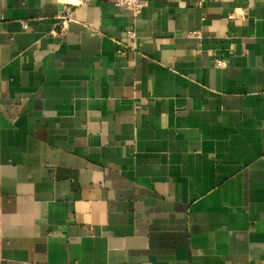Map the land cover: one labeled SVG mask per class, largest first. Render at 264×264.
I'll list each match as a JSON object with an SVG mask.
<instances>
[{
  "label": "crops",
  "instance_id": "crops-1",
  "mask_svg": "<svg viewBox=\"0 0 264 264\" xmlns=\"http://www.w3.org/2000/svg\"><path fill=\"white\" fill-rule=\"evenodd\" d=\"M147 3L0 0V264H264V0Z\"/></svg>",
  "mask_w": 264,
  "mask_h": 264
},
{
  "label": "built area",
  "instance_id": "built-area-1",
  "mask_svg": "<svg viewBox=\"0 0 264 264\" xmlns=\"http://www.w3.org/2000/svg\"><path fill=\"white\" fill-rule=\"evenodd\" d=\"M90 0H78V3L83 5L87 4ZM115 4L118 7H122L131 12V14L137 18L142 11L147 7V0H107ZM203 2V0H201ZM73 11L68 10L67 13L63 16L61 25H60V34H63L67 31L69 23L73 20ZM58 32H55L57 35ZM200 33H191L190 36H198ZM137 40V34L134 29H129L126 32V40L122 43L124 50L120 51L122 56H125L129 52H136L135 43ZM216 67H225V61L216 60Z\"/></svg>",
  "mask_w": 264,
  "mask_h": 264
}]
</instances>
